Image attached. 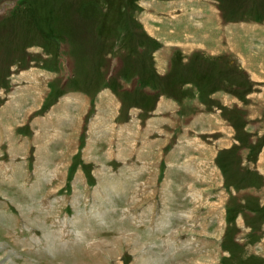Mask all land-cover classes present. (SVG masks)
<instances>
[{"label":"rangeland","instance_id":"1","mask_svg":"<svg viewBox=\"0 0 264 264\" xmlns=\"http://www.w3.org/2000/svg\"><path fill=\"white\" fill-rule=\"evenodd\" d=\"M179 261L264 264V0H0V264Z\"/></svg>","mask_w":264,"mask_h":264},{"label":"crops","instance_id":"2","mask_svg":"<svg viewBox=\"0 0 264 264\" xmlns=\"http://www.w3.org/2000/svg\"><path fill=\"white\" fill-rule=\"evenodd\" d=\"M197 14H199V12H198ZM197 22H198V23H202V21L199 20V19L197 20ZM241 57H242V56H241ZM242 59H244V58L242 57ZM28 95H31V96H29V98H32V99H33V98H36L35 94L32 95V94L29 93ZM23 98H24V101H23V103H22V107H23V108L21 107V108L19 109L18 107H16L17 114H18L21 110H23V109L25 108V105H24V104H25V102H26L27 95H26L25 97H23ZM23 98H22V99H23ZM13 100H16V99H13ZM13 100H11V104H13ZM17 100H19V99H17ZM84 102H85V101H84ZM84 102H83V104H84ZM27 104H28V103H27ZM4 110H5V109H3V111H4ZM9 111H10V110H9ZM77 115H78V114H77ZM136 116H137V115H136ZM75 118L78 119L77 116H75ZM36 119H37V118H36ZM36 119H34V121H35ZM58 122H59V121H58ZM59 134H60V132H59ZM48 139H50V137H49ZM56 146L58 147L57 144H56ZM27 152H28V151H27ZM47 152H48L47 150H44V151H43V156H42V157L45 156V157H44L45 160L41 158V159H40V163H41V164H44V165L47 163V166H48L49 164H48V161H47V158H46V156H47ZM49 152H51V151H49ZM15 166H16V165H15ZM18 166H19L20 168H25V167L22 166V165H21V166H20V165H17L16 167L18 168ZM45 166H46V165H45ZM49 167H52V166H49ZM135 172H139V169H136ZM133 176H134V175H133ZM152 177H153V176H152ZM218 177H219V176H218ZM134 182H136V181H134ZM142 186H144V185H142ZM152 194H153V193H152ZM137 196H138V195H137ZM44 238H45V237H44ZM54 242H55V240H54ZM55 243H56V242H55ZM44 246L47 247V243H46ZM44 246H43V248H44ZM216 251H217V248H216ZM197 254L200 255V254H203V252H202V253H197ZM198 255H197L196 257H198ZM163 257H164V256H163ZM165 257H166V255H165ZM193 258H194V257L189 258V260H190V259H193ZM165 263H166V262H165ZM178 263H179V264H182V263H184V261H179Z\"/></svg>","mask_w":264,"mask_h":264}]
</instances>
